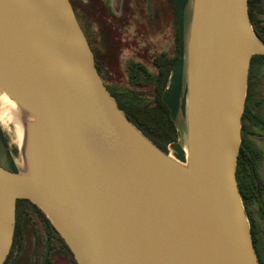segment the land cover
I'll list each match as a JSON object with an SVG mask.
<instances>
[{"label": "water", "instance_id": "obj_1", "mask_svg": "<svg viewBox=\"0 0 264 264\" xmlns=\"http://www.w3.org/2000/svg\"><path fill=\"white\" fill-rule=\"evenodd\" d=\"M186 160L138 129L96 67L70 0H0V91L24 116V168L0 165V264L17 202L77 264H261L237 181L254 56L249 0H191Z\"/></svg>", "mask_w": 264, "mask_h": 264}, {"label": "rangeland", "instance_id": "obj_2", "mask_svg": "<svg viewBox=\"0 0 264 264\" xmlns=\"http://www.w3.org/2000/svg\"><path fill=\"white\" fill-rule=\"evenodd\" d=\"M83 16L87 33L94 50L101 62L102 76L111 88L131 89L134 85L128 82L127 65L133 59L143 63L150 74L156 73L153 59L162 53L169 57L175 55V21L176 14L169 0H104L107 12L94 0H72ZM254 23L264 30V0H253L251 6ZM99 12L103 14H99ZM192 2L186 9L185 35L191 18ZM106 18L114 24L115 35L122 39L117 43L113 54H109V44L104 40V27L99 20ZM105 20V19H104ZM119 46L121 49H119ZM118 51V52H117ZM117 52V53H116ZM112 53V52H111ZM174 75L171 74L167 86L172 87ZM151 82L141 84L136 90L147 92L153 87ZM186 83V79L185 82ZM134 88V87H133ZM150 100V99H149ZM245 109L247 114L242 121V142L245 163L239 167L238 178L242 184L244 207L250 222L251 230L259 237V248L264 264V58L253 61L248 80V92ZM12 108L0 103V165L11 167L12 160L16 168H24L22 146L15 140V124L11 122ZM178 143L186 152V110H181L174 117ZM168 154L176 157L173 145H169ZM182 162V161H180ZM47 216L34 206H22L20 238L24 240L28 257L22 264H40L43 254L42 246L48 231ZM48 219V218H47ZM49 220V219H48ZM51 223V222H50ZM47 227V228H46ZM36 258L31 253L34 252ZM37 256H39L37 258ZM67 264L64 258L58 260Z\"/></svg>", "mask_w": 264, "mask_h": 264}, {"label": "trees", "instance_id": "obj_3", "mask_svg": "<svg viewBox=\"0 0 264 264\" xmlns=\"http://www.w3.org/2000/svg\"><path fill=\"white\" fill-rule=\"evenodd\" d=\"M76 15L78 16L79 22L86 34L91 49L95 56L96 67L101 75L105 85L107 86L110 93L117 99L120 108L125 112L127 118L140 129L148 138H150L157 146H159L165 152H168L169 145H173L176 151V157L185 162L186 154L182 145L178 143V135L174 124V117L177 116L179 111L184 110L186 106V83L185 82V46H186V20L185 13L189 6L191 0H169L171 3L175 14V55L169 57L167 53H162L159 56H155L153 59V65L156 73L154 75L150 74L148 69L143 63L137 62L131 59L127 65L128 72V82H131L134 86L131 89L122 90L121 88H111L106 84L102 76V67L97 52L94 50L93 45L89 39L87 33L86 22L83 16H80L77 6L70 0ZM93 5L99 4L103 9V13L107 12L106 5H104V0H94ZM253 0H249V13L251 18V23L255 30L257 37L264 42V30L258 28L253 19V13L251 6ZM102 12L99 14H103ZM105 19V20H104ZM99 20L104 27V40L109 44V54H113L115 51V46L117 43H121L122 39L115 35L116 28L114 24L108 23L106 18ZM117 47V46H116ZM119 49L121 47L119 46ZM122 50V49H121ZM112 52V53H111ZM118 52V51H117ZM116 52V53H117ZM264 56H254L252 63L255 59ZM174 75V82L171 88L167 86L169 82L170 75ZM140 82V85L151 82L153 87L147 92L138 91L136 87ZM150 99V100H149ZM247 114L245 109L243 115V121ZM245 163V153L243 148L238 158L237 164V181L242 196L244 204V195L242 192V184L239 182L238 173L241 164ZM10 165L12 169L10 171L17 172V168L12 160H10ZM28 204L37 208V206L31 204L27 200H18L17 202V225L15 235L18 236L20 233V224L22 219V206ZM245 205V204H244ZM46 225L49 229L54 231L55 228L52 226L50 221L45 218ZM62 239V238H61Z\"/></svg>", "mask_w": 264, "mask_h": 264}, {"label": "flooded vegetation", "instance_id": "obj_4", "mask_svg": "<svg viewBox=\"0 0 264 264\" xmlns=\"http://www.w3.org/2000/svg\"><path fill=\"white\" fill-rule=\"evenodd\" d=\"M6 169L11 170L12 167H6ZM46 230L48 231V233L44 242L45 244L42 246L43 254L41 255L42 261L40 262V264H60V262H58L60 258H64L67 264H77L71 250L66 245V242L61 239L59 233L49 228H47ZM252 234L260 262L261 264H263L259 248V237L257 236V233H255V231H252ZM36 252L31 253L35 256V258ZM37 253H39V251ZM28 256L29 254L27 253V248L24 240L20 238L19 234L18 236L15 235L11 253L5 264H22L24 262L23 259ZM38 257L39 256H37V258Z\"/></svg>", "mask_w": 264, "mask_h": 264}, {"label": "bare ground", "instance_id": "obj_5", "mask_svg": "<svg viewBox=\"0 0 264 264\" xmlns=\"http://www.w3.org/2000/svg\"><path fill=\"white\" fill-rule=\"evenodd\" d=\"M0 103L4 106H8L12 108V112L10 115L11 122L15 124V140L16 143L20 146L23 145L24 139V124L26 121L33 120V118H28L23 115V113L19 110L17 105L3 92L0 91ZM172 157V156H171Z\"/></svg>", "mask_w": 264, "mask_h": 264}]
</instances>
